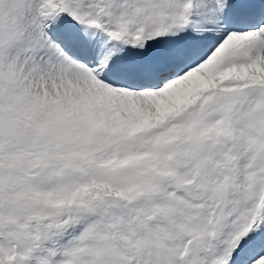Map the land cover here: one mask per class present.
Wrapping results in <instances>:
<instances>
[{
    "label": "snow or ice",
    "instance_id": "snow-or-ice-1",
    "mask_svg": "<svg viewBox=\"0 0 264 264\" xmlns=\"http://www.w3.org/2000/svg\"><path fill=\"white\" fill-rule=\"evenodd\" d=\"M0 264H264V0H0Z\"/></svg>",
    "mask_w": 264,
    "mask_h": 264
}]
</instances>
